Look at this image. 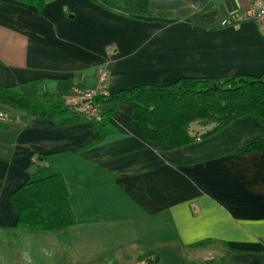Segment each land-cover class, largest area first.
I'll list each match as a JSON object with an SVG mask.
<instances>
[{
  "label": "crops",
  "instance_id": "1",
  "mask_svg": "<svg viewBox=\"0 0 264 264\" xmlns=\"http://www.w3.org/2000/svg\"><path fill=\"white\" fill-rule=\"evenodd\" d=\"M253 1L150 0L151 11L166 14L133 16L93 0H45L41 10L0 0V85L63 101L73 85L96 86L103 68L107 93L261 75L263 28L221 25ZM11 110L0 132V264H148V253L170 264H264V150L240 151L264 137L256 116L172 147L148 141L123 102L113 131L72 153L98 137L93 121ZM205 125L190 132L215 126ZM34 172L64 175L76 218L68 230L16 229L10 195Z\"/></svg>",
  "mask_w": 264,
  "mask_h": 264
},
{
  "label": "trees",
  "instance_id": "2",
  "mask_svg": "<svg viewBox=\"0 0 264 264\" xmlns=\"http://www.w3.org/2000/svg\"><path fill=\"white\" fill-rule=\"evenodd\" d=\"M34 4L39 10L45 0H23ZM103 7L122 15H165L149 9L150 0H93ZM198 18L199 16H195ZM211 25V23H210ZM106 109L101 119H88L73 113L64 100H50L38 95L21 92L16 86L0 85V104L11 109L27 112L41 119L64 123H76L81 119L93 121L99 135L88 145L72 153L101 142L113 131L111 118L123 102L131 103V117L148 141L181 147L200 137L218 132L233 120L252 114L264 125V72L261 75L240 74L233 77H182L164 85L140 84L115 93L101 94L96 98ZM4 109V108H2ZM4 110H0V113ZM203 124L215 122L209 131L198 135L190 132L194 121ZM0 119V132L8 126ZM264 150V137L245 144L240 151ZM32 177L18 186L10 195L17 213L16 229L42 232H64L76 223L70 202V191L64 175L60 172ZM144 255L148 264L159 261ZM143 258V257H142ZM103 264H118L110 261Z\"/></svg>",
  "mask_w": 264,
  "mask_h": 264
},
{
  "label": "built area",
  "instance_id": "3",
  "mask_svg": "<svg viewBox=\"0 0 264 264\" xmlns=\"http://www.w3.org/2000/svg\"><path fill=\"white\" fill-rule=\"evenodd\" d=\"M243 20H253L257 22L264 30V0H254L252 5L245 9L239 15H229L222 21V25H230ZM108 79L106 69L99 72V83L94 87H82L73 85L66 96L65 105L76 114H80L88 119H101L100 105L96 98L101 94H108L104 85ZM0 119L3 121H12V117L7 112L0 113Z\"/></svg>",
  "mask_w": 264,
  "mask_h": 264
},
{
  "label": "rangeland",
  "instance_id": "4",
  "mask_svg": "<svg viewBox=\"0 0 264 264\" xmlns=\"http://www.w3.org/2000/svg\"><path fill=\"white\" fill-rule=\"evenodd\" d=\"M223 21V20H222ZM222 25V24H221ZM223 26V25H222ZM106 105H104L102 108H101V111L103 112L105 109H106ZM2 108H4V109H2ZM0 110H4V111H7V113L12 117V113H13V111L11 110V107H6L5 105H3V104H0ZM14 110V109H13ZM8 123H10L9 121H7ZM212 125H216V123L215 122H211V123H209V124H207V127H211ZM206 127V125L205 124H202L200 121H194L193 123H192V127H191V129H192V131H194V130H196V129H202V130H204V128ZM154 264H170V263H168V261L166 260V259H161V258H159V261L158 262H156V263H154ZM196 264H197V262H196Z\"/></svg>",
  "mask_w": 264,
  "mask_h": 264
}]
</instances>
